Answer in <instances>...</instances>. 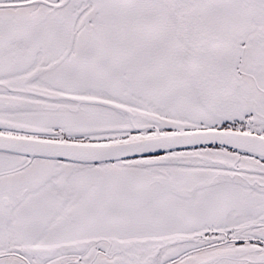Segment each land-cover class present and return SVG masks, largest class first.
I'll list each match as a JSON object with an SVG mask.
<instances>
[{"label": "snow or ice", "instance_id": "snow-or-ice-1", "mask_svg": "<svg viewBox=\"0 0 264 264\" xmlns=\"http://www.w3.org/2000/svg\"><path fill=\"white\" fill-rule=\"evenodd\" d=\"M0 264H264V0H0Z\"/></svg>", "mask_w": 264, "mask_h": 264}]
</instances>
